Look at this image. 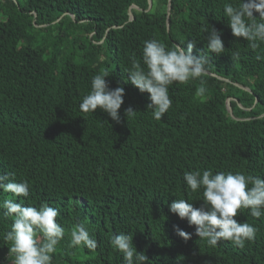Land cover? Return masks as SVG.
Wrapping results in <instances>:
<instances>
[{
    "label": "trees",
    "instance_id": "1",
    "mask_svg": "<svg viewBox=\"0 0 264 264\" xmlns=\"http://www.w3.org/2000/svg\"><path fill=\"white\" fill-rule=\"evenodd\" d=\"M225 2L171 0L167 17L169 0H151L150 8L148 0H0V172L30 185L27 199L0 192V200L59 210L65 235L52 264H123L110 244L121 232L132 234L148 264H264V216L242 209L235 217L257 228L244 248L225 240L210 247L168 207L176 198L202 203V190L193 193L183 180L188 171L264 178V61L232 35ZM208 24L226 49L209 53L205 95H196L199 79L174 83L172 106L153 119L148 93L127 81L129 57L139 59L150 39L169 49L195 39L193 54L206 53ZM104 70L110 88H124L119 123L99 108L80 109ZM128 107L134 117H125ZM13 219L0 209V237ZM78 222L97 240L95 251L69 247ZM8 248L0 239V264H11Z\"/></svg>",
    "mask_w": 264,
    "mask_h": 264
},
{
    "label": "clouds",
    "instance_id": "2",
    "mask_svg": "<svg viewBox=\"0 0 264 264\" xmlns=\"http://www.w3.org/2000/svg\"><path fill=\"white\" fill-rule=\"evenodd\" d=\"M223 13L234 37L247 42V48L256 53L257 61H264V0H226ZM207 32V52L193 54L195 39H187L169 49L157 39L145 40L139 59L132 54L131 67L126 69L127 81L141 93H148L147 108L152 109L153 119L159 121L172 106L169 87L174 83L186 84L199 79L200 87L196 95L203 97L206 92L203 79L211 56L225 53L221 31L208 24L202 29ZM186 44L185 46H182ZM240 50L230 53L233 60L240 57ZM104 70L94 75L89 92L82 98L80 109L94 113L96 109L106 112L112 121L119 123V109L124 103V88H110ZM137 111L128 107L125 117H134ZM186 186L193 192L202 190L199 207H194L186 199H174L169 211L180 219H186L194 226L195 235L205 240L210 247H216L221 240L230 241L238 248L255 240L257 228L247 222H238L235 217L242 209H248L254 218L264 216V178L243 172L219 171L212 169L188 171L183 174ZM0 192L11 193L14 197L27 199L30 185L27 180H16L12 172H0ZM0 209L5 216L14 217L10 229L0 239L10 243L8 254L13 257L11 264H52L57 245L65 235V228L57 222L60 212L47 202L39 206L24 205L15 199L0 200ZM182 238L189 233L175 227ZM69 247L86 248L95 251L97 240L84 223H76L70 231ZM111 246L122 255L123 264H148L143 251L133 245L132 234H113Z\"/></svg>",
    "mask_w": 264,
    "mask_h": 264
},
{
    "label": "water",
    "instance_id": "3",
    "mask_svg": "<svg viewBox=\"0 0 264 264\" xmlns=\"http://www.w3.org/2000/svg\"><path fill=\"white\" fill-rule=\"evenodd\" d=\"M149 1V8L151 7V0H148ZM170 4H171V0H169V3H168V14H167V17H169V15H170ZM168 27H169V24H168ZM228 110H229V112H231V108H230V105H229V103H228Z\"/></svg>",
    "mask_w": 264,
    "mask_h": 264
}]
</instances>
